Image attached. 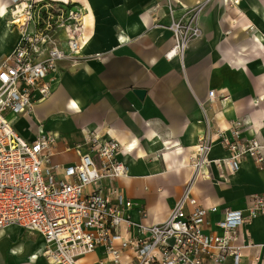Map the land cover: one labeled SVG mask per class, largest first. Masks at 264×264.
<instances>
[{"label":"crops","instance_id":"obj_1","mask_svg":"<svg viewBox=\"0 0 264 264\" xmlns=\"http://www.w3.org/2000/svg\"><path fill=\"white\" fill-rule=\"evenodd\" d=\"M67 1L84 10L87 51L80 61L65 60L51 72L54 91L36 102L31 115L9 114L18 134L31 141L57 136L51 168L59 176L67 165L79 163L74 146L86 130L118 139L125 146L121 158L132 160L135 172L102 183L105 189L118 186L136 205L129 211L134 223L124 232L129 238L137 234L135 224L164 222L187 188L204 207L246 210L255 195L264 193V170L252 160L236 173L216 164L196 169L191 157L207 118L221 128L242 118L250 124L243 137L256 136L264 144V0ZM190 10L200 33L183 56L168 59L176 42L173 21ZM144 89L146 94L139 95ZM210 90L216 100L209 99ZM228 154L215 144L213 157ZM140 205L146 216L136 208ZM239 235L245 247L241 264L258 256L264 263V216L245 223ZM13 243L0 240L5 252L0 264H17ZM100 257L97 251L81 263L96 264Z\"/></svg>","mask_w":264,"mask_h":264},{"label":"built area","instance_id":"obj_2","mask_svg":"<svg viewBox=\"0 0 264 264\" xmlns=\"http://www.w3.org/2000/svg\"><path fill=\"white\" fill-rule=\"evenodd\" d=\"M13 3L22 6L13 22L21 18L15 25L23 31L0 63V230L10 225L20 233H39L44 255L53 264H82L97 251L102 257L96 264H223L229 258L241 264L245 247L239 231L249 220L264 216V193L255 195L243 211L204 207L187 188L164 222L135 224L137 234L129 238L124 232L134 223L129 211L136 205L118 186L105 189L102 183L135 172L132 160L121 158L125 146L118 139L86 130L74 146L79 163L67 165L59 176L51 168L57 136L31 141L18 134L9 114L31 115L36 102L49 99L54 91L51 72H58L65 60L83 58L85 14L67 0ZM190 12L173 21L176 42L166 53L168 59L183 56L200 33L196 14ZM216 98L210 90L209 99ZM221 99L228 101V96ZM207 123L191 157L196 169L216 164L236 173L252 160L264 170V144L256 136L243 137L248 121L233 119L225 128L209 118ZM216 143L228 151L226 157L212 156ZM136 208L147 215L143 205ZM262 261L258 256L252 264Z\"/></svg>","mask_w":264,"mask_h":264},{"label":"bare ground","instance_id":"obj_3","mask_svg":"<svg viewBox=\"0 0 264 264\" xmlns=\"http://www.w3.org/2000/svg\"><path fill=\"white\" fill-rule=\"evenodd\" d=\"M9 7H11V0H0V57L8 53L12 41L20 37L23 31L21 25H17L15 29L11 28L10 25L20 24L22 19L18 18L15 22H9L8 18L11 16V12L7 10ZM82 51L86 52L87 47H83ZM72 103L80 105L78 101ZM21 235L22 233L10 225L0 230V240L8 238L14 241L10 249L15 255V262L17 264H48L41 254L44 252L43 237L40 236L38 242H29L24 238L20 239Z\"/></svg>","mask_w":264,"mask_h":264},{"label":"rangeland","instance_id":"obj_4","mask_svg":"<svg viewBox=\"0 0 264 264\" xmlns=\"http://www.w3.org/2000/svg\"><path fill=\"white\" fill-rule=\"evenodd\" d=\"M21 4H18V5H14V3H13V0H11V7H10V9H7V10H10L11 11V16L8 18V20H9V22H13V20H14V18H15V16L17 15L16 14V9H18V8H21L22 6H20ZM11 26V28L12 29H15V27L17 26V25H10ZM12 49V48H11ZM9 50L8 51V53H10L12 50ZM7 53V54H8ZM6 54V55H7ZM5 55V56H6ZM2 59H4V57H2ZM1 57H0V62H1ZM21 238H24V239H26V240H31V241H33V242H38V239H39V235H37V234H35V233H32V232H28V231H26V232H22V236L20 237V239ZM10 241V240H9ZM3 248H4V246H3ZM4 254L5 252L3 251V250H1L0 249V254ZM44 253V252H43ZM43 253H41L42 255H44ZM44 257V256H43ZM45 258V257H44ZM45 260H46V262L48 263V264H53V263H51L47 258H45ZM55 264V263H54Z\"/></svg>","mask_w":264,"mask_h":264},{"label":"water","instance_id":"obj_5","mask_svg":"<svg viewBox=\"0 0 264 264\" xmlns=\"http://www.w3.org/2000/svg\"><path fill=\"white\" fill-rule=\"evenodd\" d=\"M139 95L144 96L146 94V90H138Z\"/></svg>","mask_w":264,"mask_h":264}]
</instances>
